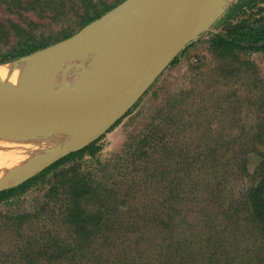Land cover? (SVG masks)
<instances>
[{
	"label": "trees",
	"instance_id": "obj_1",
	"mask_svg": "<svg viewBox=\"0 0 264 264\" xmlns=\"http://www.w3.org/2000/svg\"><path fill=\"white\" fill-rule=\"evenodd\" d=\"M80 1L85 6L78 27L69 30L61 24L66 0H0V63L70 36L113 6L97 8L89 0ZM255 3L234 0L217 21ZM30 15L60 26L40 30ZM23 18L29 19L27 26L19 21ZM223 29L224 34H213L215 45L227 51L264 52V6ZM152 137L144 134L135 149L126 142L124 158L118 152L112 160H92L95 172L81 164L85 155L95 157L101 149L93 140L1 190L0 202L44 185L42 199L32 210H0V264H264V130L245 137L241 145L248 148L240 154L232 148L235 137L224 141L216 137L208 148L187 155L201 163L198 168L229 162L227 177L232 180L249 152L256 153L261 160L259 179L239 191L229 179L193 183L179 176L169 179L172 166H161L160 157L150 156L165 139ZM167 147V159L182 151L175 144ZM214 176H219L218 170ZM190 210L200 214L213 210L225 219L194 222ZM229 225L242 231L235 234L234 247L225 237Z\"/></svg>",
	"mask_w": 264,
	"mask_h": 264
},
{
	"label": "rangeland",
	"instance_id": "obj_2",
	"mask_svg": "<svg viewBox=\"0 0 264 264\" xmlns=\"http://www.w3.org/2000/svg\"><path fill=\"white\" fill-rule=\"evenodd\" d=\"M89 1L91 2L89 4H96L97 8L113 5L101 14L103 15L122 0L118 3H116L118 0ZM114 2L116 4H113ZM84 6L83 1L66 0L65 16L61 24H67L69 30L76 29L79 14L82 13ZM261 6H264V0H256L252 7L234 11L225 21L221 23L216 21L210 30L188 43L174 58L175 63L171 62L160 73L146 92L116 123L105 131L102 129L106 124L100 129L99 132H102L93 139L98 140L101 149L95 157L85 155L81 161L82 166L95 172L92 160H112L118 152H121L124 158L128 149L126 142L133 144L131 149H135L139 146V139L144 134L151 133L153 140L165 139L157 144L150 156L160 157L161 166H172L174 176L170 174L169 179L176 176L185 177L191 183L214 182L216 178L220 181L229 179L230 186L235 191H239L245 184L256 182L259 179L261 160L254 152H249L245 164L239 167L232 180L231 177H227L229 162L225 163L224 160L208 162L206 167L198 168L201 163L189 160L187 155L208 148L216 137L223 141L235 137L232 148L240 154L248 148L241 145L245 144V137L264 130V52L227 51L212 41L213 34H224L223 28H228L241 16L255 12ZM30 16L40 30L60 26L48 25V18ZM13 18L18 19L16 16ZM19 21L27 26L29 19L23 18ZM172 144L182 151L174 153L173 159H167L164 151ZM131 154L134 157L139 155L134 152ZM237 169L238 165L234 164V170ZM217 170L219 176L215 177L214 172ZM43 186V183L33 185L23 194L8 201H1L0 210H32L42 199ZM190 211L187 212L194 222L202 218L225 219L224 214L213 210L203 214ZM231 228L233 226L229 225L230 230L226 232L225 237L228 244L234 247V237H237L235 234H242V231Z\"/></svg>",
	"mask_w": 264,
	"mask_h": 264
},
{
	"label": "water",
	"instance_id": "obj_3",
	"mask_svg": "<svg viewBox=\"0 0 264 264\" xmlns=\"http://www.w3.org/2000/svg\"><path fill=\"white\" fill-rule=\"evenodd\" d=\"M135 1L122 0L72 35L29 54L53 46L88 49L96 35H105L115 39L126 55L118 61H106L100 72H74L69 74L77 77L73 82L67 80L71 78L67 74L51 71L26 70L15 82L0 75V123L39 115L58 118L92 112L106 122L102 129L105 131L132 107L188 43L211 29L229 5L218 3L217 10L189 15L186 9L196 8L198 0H138L139 9ZM125 14L128 22L123 21ZM115 24L129 31L126 38L109 31ZM58 78L63 80L60 84L56 83ZM79 148L59 152L36 172ZM15 184L1 183L0 191Z\"/></svg>",
	"mask_w": 264,
	"mask_h": 264
},
{
	"label": "bare ground",
	"instance_id": "obj_4",
	"mask_svg": "<svg viewBox=\"0 0 264 264\" xmlns=\"http://www.w3.org/2000/svg\"><path fill=\"white\" fill-rule=\"evenodd\" d=\"M232 0H198L196 8L186 9L189 15L196 12L206 13L217 10L216 4L223 6ZM136 8H141V2H134ZM123 21L128 22L125 14ZM113 35L126 38L129 31L110 26ZM117 41L105 35L94 37L88 49H80L77 45L67 47L53 46L42 52L22 57L18 60L0 64V75L3 79L16 81L24 71L56 72L67 74L68 81H76L74 72L98 73L106 61H118L125 56ZM63 80L58 78L57 84ZM99 114V113H98ZM106 124L96 113H84L65 117H45L18 119L13 122L0 123V184H15L46 163L59 152L66 149H76L91 141Z\"/></svg>",
	"mask_w": 264,
	"mask_h": 264
}]
</instances>
